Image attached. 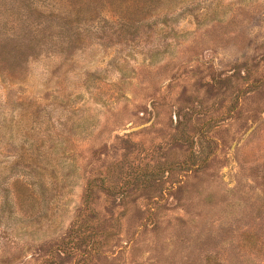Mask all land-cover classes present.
Here are the masks:
<instances>
[{
    "label": "rangeland",
    "instance_id": "rangeland-1",
    "mask_svg": "<svg viewBox=\"0 0 264 264\" xmlns=\"http://www.w3.org/2000/svg\"><path fill=\"white\" fill-rule=\"evenodd\" d=\"M1 51L0 264H264V0H0Z\"/></svg>",
    "mask_w": 264,
    "mask_h": 264
},
{
    "label": "trees",
    "instance_id": "trees-1",
    "mask_svg": "<svg viewBox=\"0 0 264 264\" xmlns=\"http://www.w3.org/2000/svg\"><path fill=\"white\" fill-rule=\"evenodd\" d=\"M4 53V51H1V55ZM195 156V154H192V157H194ZM192 164L193 163H191L190 165L192 166ZM178 168V166L177 165H171V167H169L168 168V172L169 171H171V170H176ZM144 175H141L140 176V179H141V177H143ZM145 179H141V180H136V179H133V180H129V181H127V183H126V185H125V187H124V189H128L130 186H132L131 184H137L138 182H141V183H143V182H145L144 181ZM158 184V183H157ZM92 188H93V186L91 185V184H88L87 185V187H86V190H85V203H87L88 201H89V195H90V193H91V191H92ZM167 189V188H166ZM157 190L161 193V194H163L162 193V189L161 188H157ZM164 190V189H163ZM87 197H88V199H87ZM98 233H100V234H103V231L102 230H95L94 231V229L92 230V232H90L89 233V237H90V246H89V248L87 249V256H90L91 255V253L92 254H95V253H97L99 250H100V248H102V247H100L101 246V244H100V242L98 241V240H95V237L96 236H98L99 234ZM98 234V235H97ZM106 237V236H105ZM105 240V239H104Z\"/></svg>",
    "mask_w": 264,
    "mask_h": 264
}]
</instances>
